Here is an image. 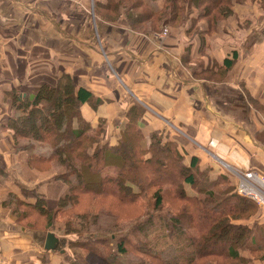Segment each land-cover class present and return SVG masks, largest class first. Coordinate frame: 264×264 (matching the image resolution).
<instances>
[{"label":"crops","instance_id":"obj_1","mask_svg":"<svg viewBox=\"0 0 264 264\" xmlns=\"http://www.w3.org/2000/svg\"><path fill=\"white\" fill-rule=\"evenodd\" d=\"M163 2L153 5L160 10ZM235 12L237 20L219 23L210 33L205 20L190 32L191 20L185 16L166 40L160 32H132L125 21L93 22L87 15L79 27L74 23L77 40H62L58 47L74 53L71 63L61 56L55 61L57 56L44 51L29 59L26 46L20 57L18 40L1 38L10 30L0 27V264H88L68 251L48 250L50 233L24 228L13 214L11 199L22 188L36 190L53 210L68 185L31 166V154L18 149L6 126L14 111L5 93L12 89L30 95L69 74L78 88L102 101L96 108L84 104L81 109L92 127L102 124L104 144L119 142L127 112L139 104L146 109L139 129L148 144L153 134L175 141L186 161L201 159V170L219 165L212 169L213 180L223 169L230 171L233 186L238 178L232 171L264 175V13L250 4L238 5ZM227 59L236 62L222 76ZM211 69L209 78L197 76ZM247 224L264 226V208Z\"/></svg>","mask_w":264,"mask_h":264},{"label":"trees","instance_id":"obj_2","mask_svg":"<svg viewBox=\"0 0 264 264\" xmlns=\"http://www.w3.org/2000/svg\"><path fill=\"white\" fill-rule=\"evenodd\" d=\"M155 1L95 0L96 13L108 24L121 23L124 19L132 32L149 29L152 33L160 32L167 19L173 26H181L186 16L191 20L190 32L198 31L197 24L206 20L210 25L207 33H210L217 30L219 21L228 17L236 4L246 2L165 0L163 7L157 10L153 5ZM260 3L264 8V0ZM195 12L197 16L191 18ZM225 61L222 76L231 71L236 62L234 59ZM211 71L213 69L197 76L209 78ZM5 94L14 111L6 126L12 131L18 149L28 153L36 142L49 144L51 154H31L30 164L39 169L58 163L64 172L58 174L56 180L68 185L65 196L53 210L47 208L45 197L36 190L22 188L20 196L13 195L12 211L19 225L28 230H40L37 227L46 225L42 230L45 232L66 214L72 218L77 216L84 231L89 224L87 220L92 218L97 222L100 212H106L108 218L116 221L127 216L126 211L135 209L137 215L129 226L118 223L115 229L106 228L87 238L81 235L82 240L75 241L72 248L81 252L88 264H124L120 254L132 257L131 264H208L210 261L220 263L221 259L240 264L241 252L245 250L264 261V226L254 228L247 224L261 207L238 195L230 171L223 169L213 180L212 169L201 170L198 157L186 161L175 141H164L153 134L148 144L139 129L146 111L142 105L134 104L127 112V124L118 145L100 148L92 155L89 149L101 138L102 124L94 129L83 118L81 107L89 104L96 108L102 101L84 88H78L69 74L61 76L54 86L44 84L33 89L30 95L15 89ZM21 141H28V146L21 145ZM174 165L178 169L175 182L157 177L171 171ZM187 187L194 193L190 194ZM116 212L118 218L114 216ZM72 218L69 219L71 224L75 221ZM154 219L164 221L173 238L190 234L186 247H153L145 225ZM244 220L247 221L243 223ZM231 234L234 237L228 248H211L224 235Z\"/></svg>","mask_w":264,"mask_h":264},{"label":"rangeland","instance_id":"obj_3","mask_svg":"<svg viewBox=\"0 0 264 264\" xmlns=\"http://www.w3.org/2000/svg\"><path fill=\"white\" fill-rule=\"evenodd\" d=\"M8 1V2H6ZM203 4L201 1L199 2ZM184 4V3H181ZM253 5L255 9L259 10V12L264 13V8L262 7V4L260 3V0H246L243 4H236L231 12L229 13V16L224 18V20L219 21V23H223L226 20H237V14L235 12V8L238 5ZM185 5V4H184ZM205 7V5H204ZM203 10L205 8H202ZM96 10V11H95ZM98 8H96L95 0H0V15L3 16L0 19V27L1 28H7L10 30V32L6 35L2 33L1 38H6L8 40L16 37L18 40L19 46V54L20 57L24 58V53L22 52V46L25 48V46L28 48L29 51H31L30 57L34 56L35 58L39 57L40 53L44 51V53L47 54V56H50L51 58L55 59L57 61L59 58L58 56L63 57L67 63L74 62V53L70 54L67 50L64 52V48H58L62 44V40H66L67 42H72L74 40H77L76 36H78L77 31V25L79 27V22H81V18L88 15L89 21H100L103 23V21L98 16L99 14L96 13ZM206 21V20H205ZM120 22L124 23V19ZM76 23L77 25H75ZM106 23V22H105ZM114 24V23H110ZM183 24V23H182ZM181 23L179 25H182ZM208 29L210 28L209 23L206 21L205 25ZM180 28L179 26H173L172 22L167 19L163 24L161 25V31L160 35L161 38L166 40L170 35V29L171 28ZM143 28L141 27L140 30ZM15 30V31H14ZM168 31L167 37H164V32ZM30 37V40L28 39ZM41 37V39H40ZM46 38L49 39V47L47 46ZM44 47V48H43ZM24 50V49H23ZM41 56V55H40ZM25 60V59H24ZM30 62V61H28ZM26 66V65H25ZM25 68V67H24ZM94 128V127H93ZM97 129V128H94ZM99 139V141L94 142L89 149L90 153L92 155H96L98 150L100 148H114V146H117L118 143L113 140L111 143H106ZM21 145L28 146V141H21ZM67 146H70L71 143L65 142ZM34 149L29 150V154H38V155H50L52 148L49 144L46 143H38L34 144ZM129 162H133V160H129ZM41 166V165H37ZM219 165L216 164L218 168ZM212 166H209L208 168L213 169ZM42 172H45L46 174H50L52 172V175H58L62 174L64 172V169L60 167L58 163H52L51 166H45L43 165L41 168H39ZM178 169L174 165L171 171L165 172L162 175L158 174L157 177L163 178L164 180L175 182L178 178ZM110 191H113V188H109ZM108 190V191H109ZM187 191L190 192V194H193L194 192L187 187ZM66 194V193H65ZM65 196V195H64ZM123 211V210H122ZM130 212L127 216L120 217L118 220L113 221L112 219L108 218L105 214L102 212L98 213L101 215V217H98L97 222L96 220H92V218H89L87 222V229L82 230L81 223L78 222L77 216L71 217L70 215L62 216V218L59 221H56L52 228L47 229V233L52 234L54 238L57 239V243L53 250H56L57 252L66 251L72 253L73 255H79L82 256L81 252H79L76 248H72L75 241L82 240L80 236L82 237H88L91 234H99L104 229L108 228H114L118 226V223L124 224V226H129L130 223L134 220L137 213L135 209H130ZM110 215L109 213H107ZM136 214V215H135ZM122 214L120 213V216ZM115 217L118 218L119 214L116 212L114 214ZM93 217V216H92ZM72 218L75 221L69 223V219ZM146 219V218H145ZM247 220L242 221L243 223ZM31 223V222H30ZM26 223V225L30 224ZM135 223V222H134ZM75 224V225H74ZM32 226H35L33 223ZM111 225L110 227H108ZM167 224H165L164 221L161 219H154L151 222H148L147 225H145L147 235L150 237V242L153 247L156 249L163 248L167 245H175L178 248H185L187 244V238L190 234L185 235L183 237H177L170 235L169 230L167 229ZM70 231H69V229ZM86 228V226H83ZM46 225H42L41 227H37V229L44 230L46 229ZM101 230V231H99ZM73 233L72 235H66ZM75 233V234H74ZM79 235H77V234ZM88 233V234H86ZM234 234L224 235L219 243L215 246H212L211 248L214 250L221 249L223 247H229ZM61 242V244H60ZM61 245V247H60ZM114 248V247H113ZM116 251V248L115 250ZM117 253V251H116ZM241 257L243 258L242 261H240V264H255V261H260L259 264H264L261 262V260L253 256L248 250L241 252ZM120 258L122 263L124 264H131L132 257L124 256L120 254ZM84 259V257H83ZM97 264V263H95ZM208 264H233L232 260L227 261L225 259H221L220 263L212 262L210 261Z\"/></svg>","mask_w":264,"mask_h":264},{"label":"built area","instance_id":"obj_4","mask_svg":"<svg viewBox=\"0 0 264 264\" xmlns=\"http://www.w3.org/2000/svg\"><path fill=\"white\" fill-rule=\"evenodd\" d=\"M167 33L168 31L164 32V37H167ZM232 172L238 178L236 188L238 195L264 208V175L256 171Z\"/></svg>","mask_w":264,"mask_h":264},{"label":"water","instance_id":"obj_5","mask_svg":"<svg viewBox=\"0 0 264 264\" xmlns=\"http://www.w3.org/2000/svg\"><path fill=\"white\" fill-rule=\"evenodd\" d=\"M48 240H47V245H46V247H47V249L48 250H53L54 249V247H55V245H56V243H57V239L56 238H54L52 235H48Z\"/></svg>","mask_w":264,"mask_h":264}]
</instances>
